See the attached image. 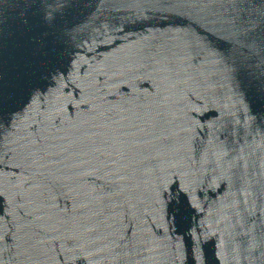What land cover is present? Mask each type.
Returning <instances> with one entry per match:
<instances>
[{
    "label": "water",
    "instance_id": "95a60500",
    "mask_svg": "<svg viewBox=\"0 0 264 264\" xmlns=\"http://www.w3.org/2000/svg\"><path fill=\"white\" fill-rule=\"evenodd\" d=\"M0 264H264V0H0Z\"/></svg>",
    "mask_w": 264,
    "mask_h": 264
}]
</instances>
